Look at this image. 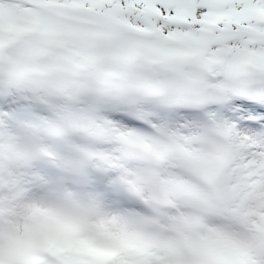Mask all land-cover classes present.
Instances as JSON below:
<instances>
[{
	"label": "snow or ice",
	"instance_id": "1",
	"mask_svg": "<svg viewBox=\"0 0 264 264\" xmlns=\"http://www.w3.org/2000/svg\"><path fill=\"white\" fill-rule=\"evenodd\" d=\"M0 264H264V0H0Z\"/></svg>",
	"mask_w": 264,
	"mask_h": 264
}]
</instances>
